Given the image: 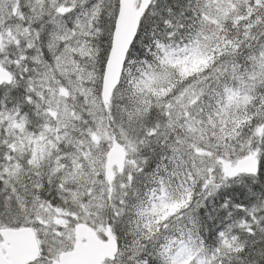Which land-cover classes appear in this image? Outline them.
<instances>
[{
	"label": "snow or ice",
	"instance_id": "snow-or-ice-1",
	"mask_svg": "<svg viewBox=\"0 0 264 264\" xmlns=\"http://www.w3.org/2000/svg\"><path fill=\"white\" fill-rule=\"evenodd\" d=\"M0 264H264V0H0Z\"/></svg>",
	"mask_w": 264,
	"mask_h": 264
}]
</instances>
